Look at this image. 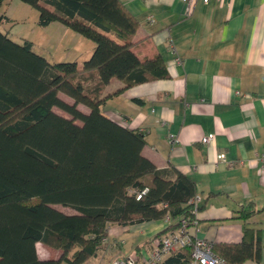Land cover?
I'll return each mask as SVG.
<instances>
[{
	"label": "trees",
	"instance_id": "obj_1",
	"mask_svg": "<svg viewBox=\"0 0 264 264\" xmlns=\"http://www.w3.org/2000/svg\"><path fill=\"white\" fill-rule=\"evenodd\" d=\"M19 1L37 10L39 26L57 21L94 48L80 66L49 63L32 42L0 31V264H86L112 224L168 218L163 235L180 220L194 226L193 181L172 166L157 168L142 154L144 132L101 110L132 86L169 78L160 55L140 60L132 51L134 14L120 0ZM7 19L0 15V25ZM112 79L122 86L104 96ZM242 207L236 218L244 223L255 209ZM243 232L240 243L212 252L227 264L258 261L260 231L244 225ZM36 243L59 257L40 259ZM189 255L187 246L158 264H188Z\"/></svg>",
	"mask_w": 264,
	"mask_h": 264
},
{
	"label": "crops",
	"instance_id": "obj_2",
	"mask_svg": "<svg viewBox=\"0 0 264 264\" xmlns=\"http://www.w3.org/2000/svg\"><path fill=\"white\" fill-rule=\"evenodd\" d=\"M120 1L138 21L132 51L140 60L160 55L169 78L128 88L102 112L144 132L142 154L157 168L172 166L196 185L192 234L210 246L236 245L251 226L260 231L261 257L242 264H264V0H197L189 15L182 0ZM121 86L111 80L104 96ZM206 134L214 138L204 146ZM248 202L255 213L243 223L237 212ZM168 225L112 224L93 263L144 258ZM39 244L40 259L59 257L45 246L40 254Z\"/></svg>",
	"mask_w": 264,
	"mask_h": 264
},
{
	"label": "rangeland",
	"instance_id": "obj_3",
	"mask_svg": "<svg viewBox=\"0 0 264 264\" xmlns=\"http://www.w3.org/2000/svg\"><path fill=\"white\" fill-rule=\"evenodd\" d=\"M3 14L8 19L1 23L0 31L7 33L14 42L21 43L23 39L32 42V50L46 58L49 63L75 61L80 66L81 62L92 54L94 48L92 41H88L57 21L46 26H39L37 10L19 0L5 1L0 6V15ZM118 81L112 79L113 83H118ZM63 98L70 101V99ZM61 113L64 115L63 112ZM55 208L65 213H72V210L62 205H57ZM37 249L41 254L44 246L39 244ZM52 255L55 256L56 253ZM92 258L86 264H94Z\"/></svg>",
	"mask_w": 264,
	"mask_h": 264
},
{
	"label": "built area",
	"instance_id": "obj_4",
	"mask_svg": "<svg viewBox=\"0 0 264 264\" xmlns=\"http://www.w3.org/2000/svg\"><path fill=\"white\" fill-rule=\"evenodd\" d=\"M185 4V12L189 15L191 13V7L197 0H182ZM207 3L208 0H202ZM170 143L176 144L177 139L173 135H169ZM214 138V134H206V136L200 139V143L207 146ZM224 161L222 155L219 157ZM264 162V158H263ZM139 198V196H137ZM198 198L195 197L191 200V203L197 205ZM168 221V218H166ZM186 221L180 220V225L173 229V231L164 234L159 242L152 247L149 253L142 259L137 260L132 256L116 257L112 260L111 264H158L162 262V259L168 254L174 252V250L190 247V255L188 264H227L222 258H219L212 252V246L207 241L196 237L191 232V228ZM107 238H103L102 242L105 243Z\"/></svg>",
	"mask_w": 264,
	"mask_h": 264
}]
</instances>
